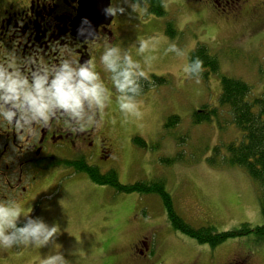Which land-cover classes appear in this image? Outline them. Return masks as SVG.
<instances>
[{"label": "rangeland", "instance_id": "rangeland-1", "mask_svg": "<svg viewBox=\"0 0 264 264\" xmlns=\"http://www.w3.org/2000/svg\"><path fill=\"white\" fill-rule=\"evenodd\" d=\"M217 1L219 6L212 0H164L167 14L157 17L149 13L146 2L139 4L146 3L147 11L138 12L131 0H112L111 7L124 8L114 14L121 27L116 45L128 50L139 39H161L152 53L157 59L149 71L151 86L138 98L142 117L125 120L114 93L117 110H110L109 134L113 140L117 135V157L101 169H115L122 184L161 180L188 223L223 232L244 223L264 225L259 185L243 168L210 164L217 147L223 159L228 145L244 140L228 110L221 109L219 119L201 124L193 123V114L219 107L222 76L248 83L249 101L264 92V0L244 3L238 15H232L223 0ZM169 23L175 37L167 33ZM169 42L185 55L166 53ZM199 46L218 57L220 72L197 82L185 76L183 66ZM133 56L141 59L134 49ZM154 77L166 82L157 83ZM171 116L180 122L167 128ZM135 138L148 146L141 147ZM60 170L62 175L54 171L34 187L21 206L27 216L18 219L39 218L59 231L40 249L15 246L11 264H39L40 257L55 251L69 264H264V239L251 235L217 247L200 244L172 226L158 194L118 193L86 174Z\"/></svg>", "mask_w": 264, "mask_h": 264}, {"label": "clouds", "instance_id": "clouds-1", "mask_svg": "<svg viewBox=\"0 0 264 264\" xmlns=\"http://www.w3.org/2000/svg\"><path fill=\"white\" fill-rule=\"evenodd\" d=\"M163 6L167 7V3ZM133 8L146 12L147 4L136 3ZM106 11L117 14L124 8L110 7ZM160 39H139L138 45L128 50L103 43L99 60L117 94L116 102L125 120L142 117L138 97L143 92L142 81L150 80L149 71L157 59L152 53ZM52 47L58 63L45 61L39 52L21 57L15 48L8 50L0 43V128L14 129L20 139H37L41 129L48 128L54 120L73 134L99 127L103 110L112 103V90L105 85L92 59L81 63L74 48L59 44ZM133 49L140 60L134 59ZM165 51L178 57L185 55L175 42H169ZM203 71V61L198 57L183 66L185 76L195 77L197 82ZM27 213L16 199L0 200V249L15 246L40 249L54 239L59 228L42 219L28 217L23 226H18V219ZM39 264H69V261L55 251L40 257Z\"/></svg>", "mask_w": 264, "mask_h": 264}, {"label": "flooded vegetation", "instance_id": "flooded-vegetation-1", "mask_svg": "<svg viewBox=\"0 0 264 264\" xmlns=\"http://www.w3.org/2000/svg\"><path fill=\"white\" fill-rule=\"evenodd\" d=\"M250 1L222 2L232 15H238L243 11L244 3ZM212 4L219 6L217 0H212ZM92 5L94 0H0V43L4 47L8 50L15 48L21 57L39 52L49 63H58L52 45L74 48L81 63L90 59L95 62L97 71L113 95L112 103L103 110L101 126L76 134L55 120L48 128L41 129L34 140L28 137L20 139L14 129L0 128V200L12 198L18 200L20 206L24 205L34 187L47 180L54 171H57L56 175L63 174L62 168L79 173L68 163L97 166L103 174L113 169H101L117 157V135L113 140L109 134L112 127L109 125L110 110H117V106L114 104L115 91L99 57L105 41L116 44L121 27L113 14L112 21L100 23L94 35L78 32L76 24L83 13L91 11ZM86 25L94 26L95 20L88 19ZM0 264H11V249H0Z\"/></svg>", "mask_w": 264, "mask_h": 264}, {"label": "trees", "instance_id": "trees-1", "mask_svg": "<svg viewBox=\"0 0 264 264\" xmlns=\"http://www.w3.org/2000/svg\"><path fill=\"white\" fill-rule=\"evenodd\" d=\"M134 3L146 2L149 13L157 17H164L167 13L163 6L164 0H131ZM173 23L168 24V34L175 37L177 32ZM203 61L204 71L199 77L209 79L212 74L220 72V61L217 56L212 55L206 46H199L190 55L189 63L195 58ZM157 83L166 82V79L154 77ZM143 96L151 86L148 80L142 81ZM222 92L219 98V107L197 111L193 114V123L201 124L211 122L213 118H220V110L226 109L231 114L232 121L244 134V140L240 144L227 146L228 157L221 155L220 147L214 150V157L210 159L212 166L218 167L223 163L243 168L249 176L259 185V202L264 215V92L259 98L249 101L251 86L243 80L222 76ZM139 98V97H138ZM180 122L178 116L168 118L166 127L173 128ZM134 142L145 148L148 144L142 138H135ZM221 160V161H218ZM75 167L77 172L86 173L97 185L108 186L118 193L158 194L164 203L169 222L183 234L195 239L200 244H209L217 247L231 239L254 235L257 239H264V225L253 227L248 223L241 224L239 228L216 232L213 228L206 226L196 228L188 223L174 207L171 195L166 191L164 182L161 180L138 181L133 184H122L118 173L112 169L103 174L97 166L77 165L68 163ZM25 222H18L23 226Z\"/></svg>", "mask_w": 264, "mask_h": 264}, {"label": "water", "instance_id": "water-1", "mask_svg": "<svg viewBox=\"0 0 264 264\" xmlns=\"http://www.w3.org/2000/svg\"><path fill=\"white\" fill-rule=\"evenodd\" d=\"M111 0H94V5L89 13H83L82 18L76 24V30L82 33H90L94 35L97 32L100 23H110L113 19V14H109L106 10L110 8ZM88 19H94V26H87L86 22Z\"/></svg>", "mask_w": 264, "mask_h": 264}]
</instances>
